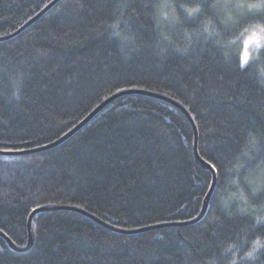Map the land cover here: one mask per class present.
I'll use <instances>...</instances> for the list:
<instances>
[{
  "label": "trees",
  "instance_id": "trees-1",
  "mask_svg": "<svg viewBox=\"0 0 264 264\" xmlns=\"http://www.w3.org/2000/svg\"><path fill=\"white\" fill-rule=\"evenodd\" d=\"M54 1L0 0V264H264V0Z\"/></svg>",
  "mask_w": 264,
  "mask_h": 264
},
{
  "label": "water",
  "instance_id": "water-1",
  "mask_svg": "<svg viewBox=\"0 0 264 264\" xmlns=\"http://www.w3.org/2000/svg\"><path fill=\"white\" fill-rule=\"evenodd\" d=\"M55 1H57V0H55ZM54 1V2H55ZM47 9V8H46ZM46 9H44L41 13H39L38 15H37V17L38 16H40L42 13H44L45 12V10ZM36 17V18H37ZM31 22V21H30ZM30 22H28L27 24H29ZM116 96H114V97H111L110 99H108V100H106L103 104H101L99 107H97L96 109H95V111H93L92 113H91V115H89L87 118H85V120H83V121H81V123H79L77 126H75L67 135H65L62 139H60V141H58L57 142V144H60L61 142H63L64 140H66L67 138H69L71 135H73L76 131H78V129L80 128V127H82L93 115H95L97 112H99L105 105H107L109 102H111L114 98H115ZM187 118L189 119V121L192 123V125H193V128H194V134H195V141H194V154H195V156L197 157V158H199V156H198V153H197V133H196V129H195V127H194V123H193V121H192V119L190 118V116H188L187 115ZM49 147V146H48ZM44 148H46V147H44ZM43 148H41V149H34V150H29V151H22V152H19V153H7V154H26V153H33V152H35V151H38V150H42ZM200 160V159H199ZM202 163H203V161L202 160H200ZM205 165V164H204ZM214 185H215V178H213V183H212V186H211V189H210V192H212V190H213V188H214ZM205 214H204V212H201L200 213V215L193 221V222H196V221H199L200 219H202V217L204 216ZM30 222H31V218L29 217L28 218V224H27V227H28V231H29V233H30ZM161 226H164V225H160V226H156V227H161ZM150 228H152V227H150ZM115 229V228H114ZM115 230H117V231H121V230H118V229H115ZM8 239V238H7ZM8 243L10 244V246L12 247V248H14L15 250H18V251H24V250H26V249H28L29 247H30V244L25 248V249H18V248H16V247H14V245H12V243H11V241L8 239Z\"/></svg>",
  "mask_w": 264,
  "mask_h": 264
},
{
  "label": "bare ground",
  "instance_id": "bare-ground-1",
  "mask_svg": "<svg viewBox=\"0 0 264 264\" xmlns=\"http://www.w3.org/2000/svg\"><path fill=\"white\" fill-rule=\"evenodd\" d=\"M12 35H14V33H13ZM136 92H137V90H131V89H128V90H122V91H120L119 93L114 94V95L111 96V97H114V96L117 97V96H119V95H121V94H128V93L130 94V93H136ZM111 97H109L108 99H110ZM116 97H115V98H116ZM115 98H114V99H115ZM108 99H106V100H108ZM114 99H113V100H114ZM106 100H104L102 103H100L97 107H99L101 104H103ZM109 103H110V102H109ZM109 103H108V104H109ZM108 104H107V105H108ZM176 105H179V104L176 103ZM105 106H106V105H105ZM105 106H104V107H105ZM97 107H96V108H97ZM104 107H103V108H104ZM178 107L184 112V114L186 115V117H187V115L190 116L189 113H188L186 110H184V108H182L180 105H179ZM96 108H95V109H96ZM103 108H102V109H103ZM95 109H94L93 111H95ZM102 109H101V110H102ZM93 111H91V112H90L85 118H87L89 115H91V113H92ZM99 112H100V111H99ZM97 113H98V112H97ZM97 113H96V114H97ZM96 114H95V115H96ZM95 115H93L89 120H91ZM85 118H84V120H85ZM190 118H191V117H190ZM191 119H192V118H191ZM89 120H88V121H89ZM188 120H189V119H188ZM88 121H87V122H88ZM192 121H193V120H192ZM87 122H86V123H87ZM86 123H85V124H86ZM190 123H191V122H190ZM193 123H194V122H193ZM85 124H84V125H85ZM191 124H192V123H191ZM84 125H83V126H84ZM76 126H77V125H76ZM83 126H82V127H83ZM192 126H193V125H192ZM82 127H80L78 130H80ZM194 127H195V129H196L195 124H194ZM69 132H70V131H69ZM69 132H66L65 134H63V135H62L61 137H59L58 139L51 140V142H49V145H48V146H52V147H53V146L58 145L57 142L60 141V139H62V138H63L65 135H67ZM193 132H194V128H193ZM194 133H195V132H194ZM196 133H197V129H196ZM194 141H195V134H194ZM48 146H47V147H48ZM38 148H39V147H38ZM34 149H37V148H34ZM34 149H31V150H34ZM200 160H202V159H200ZM202 161H203V160H202ZM200 162H201V161H200ZM201 163H202V162H201ZM203 165H204V163H203ZM205 167H207V168H209V169L212 170V180H211L210 184H209L208 187H207V191H206V194H205L204 200H203V202H202V207H201V210H200V213H201V212H204V214H206V212H207V210H208V203H209V200H210L211 195H212V192H210V189H211V186H212V183H213V178H215V182H216V176H215V172H214L213 168H212L210 165H206ZM242 171H243L244 173H246L245 170H244L243 168H242ZM214 186H215V185H214ZM246 189H248V187H246ZM212 191H213V190H212ZM199 215H200V214H199ZM197 217H198V216H197ZM126 231H127V230H126ZM28 237H29V241H28L27 245H26L25 247H23V248H18V247H16L12 242H11V243H12V245H14V247H16V248H18V249H25L29 244H30V246H31V242H32V240H31V231H30V233H29V231H28ZM5 238H6V237H5ZM6 240H7V242H8V239H7V238H6ZM29 248H30V247H29ZM29 248H28V249H29ZM28 249H26V250H28ZM26 250H24V251H26Z\"/></svg>",
  "mask_w": 264,
  "mask_h": 264
},
{
  "label": "rangeland",
  "instance_id": "rangeland-1",
  "mask_svg": "<svg viewBox=\"0 0 264 264\" xmlns=\"http://www.w3.org/2000/svg\"><path fill=\"white\" fill-rule=\"evenodd\" d=\"M240 62L245 65L255 52L264 46V27L254 26L246 30L240 39Z\"/></svg>",
  "mask_w": 264,
  "mask_h": 264
}]
</instances>
